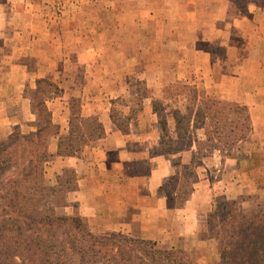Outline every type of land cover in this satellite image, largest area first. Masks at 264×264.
Here are the masks:
<instances>
[{"label":"crops","instance_id":"crops-1","mask_svg":"<svg viewBox=\"0 0 264 264\" xmlns=\"http://www.w3.org/2000/svg\"><path fill=\"white\" fill-rule=\"evenodd\" d=\"M229 1L223 0L221 5L228 7ZM194 2L206 6L212 1ZM194 2L190 0L191 4ZM127 4L132 8L127 16L135 23L132 27L111 29L120 34L119 38L127 34L142 37L147 43L145 37L151 35L148 21L153 20L155 30L165 34L159 38L160 45L171 34L178 37L175 42L188 38L183 40L194 44L199 26L204 29L212 21L210 10L203 12L201 19L198 11L181 12L180 0H164L158 7L150 0H127ZM167 4H173V9L167 10ZM71 5L73 10L67 14L55 0H0V137L9 135L15 128L23 133L35 129L36 113L29 99L23 96L28 82L47 79L55 83L59 92L50 93L52 96L45 100L51 121L58 126V133L48 139L50 163L53 168H72L77 173V190L68 194L69 200L77 205V214L92 228L99 229L98 232L121 231L141 240L188 243L203 228L212 206L215 186L210 184V171L207 166H201V174L196 171L199 187H195L182 205L175 206L164 190L165 185L181 174L185 164L195 157L194 153L190 159V154L181 150L168 153L154 150L158 141L151 106H145L124 129L112 120L111 100L127 89L134 90L136 81L132 77L121 79L118 72L121 63L114 66L103 63L102 47L112 53L115 43L110 40L112 36L104 42L95 39L96 35H106L110 27L98 11L97 1L87 4L86 0H71ZM181 20L186 23L179 30ZM64 22H73L74 27L67 29ZM86 25L90 27L87 29ZM134 40L138 39H130ZM123 50L118 47L120 53ZM143 67L142 72L148 73L149 62L144 61ZM149 82L147 78L146 83ZM116 84H120V89ZM258 110L252 111V131L264 133V110H260V116ZM83 116H95L103 134L87 142L75 155H57L58 139L67 134L69 120ZM243 145L244 141L241 145L239 142L235 154L224 156L220 162L218 183L225 182L227 176L243 174ZM261 145L264 149V142ZM193 148L195 142L190 150Z\"/></svg>","mask_w":264,"mask_h":264},{"label":"rangeland","instance_id":"rangeland-1","mask_svg":"<svg viewBox=\"0 0 264 264\" xmlns=\"http://www.w3.org/2000/svg\"><path fill=\"white\" fill-rule=\"evenodd\" d=\"M94 1L98 3V11L103 14V20L110 26L106 35L100 37L96 35L95 39L97 42H100L99 40L104 42L108 40V36H112L110 40L115 43V52L112 53L104 51L102 47L103 63H107L108 66L121 63V67L118 68L121 79L132 77L136 81L133 82L134 90L127 89L126 92L120 94L119 98L111 100L112 120L124 129L130 119L143 112L145 106H151L155 113V136L158 141L154 150L167 153L181 150L189 153L190 159L192 153L195 155L193 160H189V163L182 168L181 174L169 180L165 185L164 190L172 198L175 206L182 205L195 187H199L200 178L196 171L201 174V166L203 168L207 166L210 171L209 178H212V182H209L211 186H215V191L212 190L211 205L215 199L223 197L236 200L239 207L245 211L255 208L264 198V149L261 145L264 142V133L252 131V111L259 109V115L260 110H264V0H230L228 7L225 4L221 5L223 0H207L212 2L211 5L206 6L201 2L196 4L192 0L197 5L196 7L195 4L190 3V0L189 3L188 0H180L183 5L181 12L186 9L192 12L198 11V18L201 19L202 13L210 10L212 21L204 29L199 26L194 44L183 40L188 38L175 42L174 39L178 37L175 36L176 34L174 36L171 34V36H166L162 45L158 41L160 36L165 37V34H161L163 31L155 30L153 20L148 21L151 35L145 37L147 43L142 37H130L126 34L119 38L120 34H115L114 29L124 26L132 27L135 23L127 16L129 10L132 9L128 6L127 0H86L87 4H93ZM150 1L158 7L164 0ZM55 2L63 6L62 12L67 14L69 11L72 12L71 0H55ZM83 4H80L82 8ZM87 9L83 8L85 11ZM172 9L173 4H167V10ZM94 12L95 10L92 13ZM120 18L122 19L119 20ZM185 23V20H181L177 28L179 30L184 28ZM64 27L72 29L73 22L68 24L64 22ZM89 27L86 25L87 29ZM130 39L138 40L131 42ZM88 41L93 40L88 39ZM119 46L124 49L121 53L118 51ZM144 61H148L150 65L148 73L147 71L142 72L145 70H143ZM152 63L159 64L151 66ZM147 78L150 80L149 84L146 83ZM35 81H30L25 85L23 96L29 101L31 97H34L36 104L43 101L46 107L45 100L52 95L48 93L49 88L44 84L36 86ZM114 86L120 89V84ZM135 90H137L136 95ZM205 96L220 102L244 105L250 114L252 128L243 140L244 154L241 161L243 174L233 178L227 176L225 182H217L221 178L222 165L220 162H223L224 156H227L224 155L225 153L228 156L235 154L238 143L231 147L229 144L219 142L212 133H207L213 129L212 125H209V120L205 119L204 123L200 124V120L194 119L195 111L202 105L201 97ZM191 98L195 99L193 105ZM31 107L37 118V107L32 104ZM46 109L50 113L47 107ZM190 113L193 116H190ZM174 114L181 116L179 120H175ZM91 118H94V122L102 128L95 116L74 117L69 120L67 134L60 137L68 136L72 119L77 121L74 123L81 130L80 132L73 131L69 136L70 141H63L69 146L66 149L79 153L81 147L87 142L100 137H96L97 132L92 130ZM35 122L36 129L37 121ZM17 129L20 131L19 128ZM21 133L26 135L29 132ZM57 133L58 126H56L55 134ZM52 135L54 134L50 136ZM90 135L92 137L88 139ZM50 136L47 137V151ZM5 137H0V141ZM196 139L199 141L198 149L190 150ZM51 159L48 151L43 173L42 195L44 198L41 202L43 209L53 206L54 212L59 216H78L86 231L96 237L104 236L122 249L130 251L134 264L159 263V259L151 258L154 249L182 250L190 264H213L217 261L218 245L208 233L207 216L203 228L195 237H191L188 243L171 244L141 240L121 231L98 232L99 229L92 228L83 216L77 214L76 203L69 200L68 194L77 190V173L72 168H53L50 163ZM52 192H54L53 196H50ZM139 241L144 243H139Z\"/></svg>","mask_w":264,"mask_h":264},{"label":"trees","instance_id":"trees-1","mask_svg":"<svg viewBox=\"0 0 264 264\" xmlns=\"http://www.w3.org/2000/svg\"><path fill=\"white\" fill-rule=\"evenodd\" d=\"M41 84L49 88L48 93L59 92L47 79L35 81L36 86ZM201 99L203 106L195 111L194 119L200 124L209 120L213 129L207 133L231 147L247 137L251 125L244 105L208 96ZM190 101L195 103L193 98ZM30 102L37 107V128L26 135L15 128L0 141V264H134L130 251L86 231L78 216H59L53 206L41 207L47 137L56 133V126L43 101L36 104L31 97ZM90 120L95 136H101L100 125L94 118ZM74 121H70L68 136L60 137L57 155L77 154L63 143L70 141L73 131L80 132ZM194 142L198 149L199 141ZM207 229L218 245V259L213 264H264V198L246 211L236 200L215 199L207 215ZM151 256L160 260L156 264H190L179 249H154Z\"/></svg>","mask_w":264,"mask_h":264}]
</instances>
